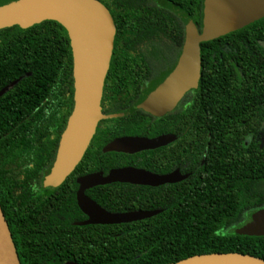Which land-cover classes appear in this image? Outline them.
I'll use <instances>...</instances> for the list:
<instances>
[{"label": "trees", "instance_id": "trees-1", "mask_svg": "<svg viewBox=\"0 0 264 264\" xmlns=\"http://www.w3.org/2000/svg\"><path fill=\"white\" fill-rule=\"evenodd\" d=\"M98 1L116 26L101 108L105 115L122 116L99 123L81 162L43 202L26 189L17 200L9 169L19 159L44 157L52 135L58 142L67 126L74 104L70 39L54 21L0 30V90L22 77L0 98V206L21 264H173L214 253L264 260V237L235 233L250 221H245L249 213L264 208V18L201 44L198 88L174 111L155 118L135 105L181 56L185 26L177 11L201 30L204 0ZM148 81L152 86L143 92ZM45 91L48 105L36 110ZM21 110L33 114L30 131L7 121ZM29 132L33 142L17 148L21 141L16 136ZM166 134L177 140L157 150L134 155L103 151L118 138ZM122 167L190 176L159 187L114 183L89 189L86 195L108 212H162L129 224L77 226L88 219L77 204V180L98 173L106 177ZM22 196L24 208L19 209Z\"/></svg>", "mask_w": 264, "mask_h": 264}, {"label": "water", "instance_id": "water-1", "mask_svg": "<svg viewBox=\"0 0 264 264\" xmlns=\"http://www.w3.org/2000/svg\"><path fill=\"white\" fill-rule=\"evenodd\" d=\"M177 16L185 26V42L172 72L154 86L136 104L154 117H163L175 110L182 98L197 89L201 78V44L239 31L264 18V0H204L203 26L199 30L183 11ZM45 21L60 24L68 33L73 56L74 106L63 132L57 159L49 184L62 183L77 167L94 138L102 120L118 118L104 115L101 108L105 80L114 51L116 26L108 8L98 0H0V30L20 27L29 29ZM16 83L1 91V95ZM176 140L167 134L156 138L123 137L109 143L104 153L134 155L166 147ZM189 174L179 170L159 175L144 169L126 167L81 177L77 204L88 217L86 225H120L150 219L161 210L112 213L86 195L97 186L124 183L159 187L185 181ZM248 237H264V208L257 210L250 221L235 229ZM0 264H21L12 233L0 206ZM65 264H79L66 262ZM173 264H264V260L248 254L214 253L192 256Z\"/></svg>", "mask_w": 264, "mask_h": 264}, {"label": "flooded vegetation", "instance_id": "flooded-vegetation-1", "mask_svg": "<svg viewBox=\"0 0 264 264\" xmlns=\"http://www.w3.org/2000/svg\"><path fill=\"white\" fill-rule=\"evenodd\" d=\"M29 75L30 74H26V76H29ZM21 78L22 77H20L19 80H15L12 83H10L9 85H12L13 83H16V85L13 88H11L10 90H8L5 94L1 95L0 98L4 97L7 93L12 91L17 86V84L19 83ZM9 85L3 87L0 90V94H1V91L3 89H5L6 87H8ZM149 86H152L151 81L146 82L142 86V91L143 92L146 91ZM103 93H104V91H103ZM44 96H46V98L44 99V101L41 104H39V106L37 107L36 110L40 109V107H42L43 105H48L47 91H45ZM38 97H39V95H38ZM102 99H103V97H102ZM101 104H102V102H101ZM73 106H74V104H73ZM135 107H136V105H135ZM15 108L19 109L17 106ZM26 108L30 109L32 107L27 106ZM26 108H24V109H26ZM136 109H137V107H136ZM138 110H140V109H138ZM12 117H13V119H9L7 121L8 122H15L16 124L21 125V126H26L25 128H23L24 131H30L28 128H30V125L34 122L33 114H30V112H28L26 110H21V111H16ZM155 118H158V117H155ZM159 118H161V117H159ZM61 136H60L58 142H56V136L52 135L53 142L52 143L49 142L46 144L45 147H46V150H48V151L44 153V157L36 159V160L19 159V160L15 161L11 164V167L9 170L13 171L11 177L15 180L14 183L12 184L11 188L13 190L14 195L17 196V200H18V197H20L22 195V193L24 192V189H26L30 193V197H33L35 200H42V202H43L46 199H48L49 195L55 189V186L58 185V184H51V183L49 184L48 181L52 178V175H53V169H54V165H55V162L57 159V154H58ZM33 137L34 136L30 132L26 133L24 135H17L16 139H19L21 141L19 144H17V148L18 147H21V148L28 147V143L31 144L33 142L32 141ZM176 140H177V137H176ZM22 153L24 155H27L28 151L25 150ZM52 153H53V156L51 157L50 154H52ZM111 153H116V152H111ZM120 154H124V153H120ZM126 155H129V154H126ZM122 168H126V167H122ZM133 168H135V167H133ZM118 169H120V168H118ZM164 175H166V174H164ZM78 180H77V182H78ZM23 198H24V196H22V199H20L18 201V203L16 204V206L19 207V209L24 208L23 207ZM28 203H29V201H27L26 204H28ZM37 217L44 219V218H48L49 216L48 215H40V216L38 215ZM250 219H251V217H250ZM84 222H86V221H84ZM76 223H81V222H76Z\"/></svg>", "mask_w": 264, "mask_h": 264}, {"label": "rangeland", "instance_id": "rangeland-1", "mask_svg": "<svg viewBox=\"0 0 264 264\" xmlns=\"http://www.w3.org/2000/svg\"><path fill=\"white\" fill-rule=\"evenodd\" d=\"M161 67H162V64H160L159 66H158V70L156 71L157 73H158V71H160V69H161ZM261 142L264 144V124H263V127H262V131H261ZM250 217H251V214L249 213L248 215H247V218H246V222L250 219ZM239 227V226H238ZM237 227V228H238Z\"/></svg>", "mask_w": 264, "mask_h": 264}]
</instances>
